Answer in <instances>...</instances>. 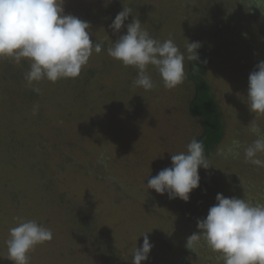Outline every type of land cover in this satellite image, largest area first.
<instances>
[{"label": "rangeland", "instance_id": "374dc122", "mask_svg": "<svg viewBox=\"0 0 264 264\" xmlns=\"http://www.w3.org/2000/svg\"><path fill=\"white\" fill-rule=\"evenodd\" d=\"M248 3L64 0V13L88 22L90 39L103 44L77 78L29 86L28 60L0 58V264H12L5 241L21 219L53 233L29 253V264H131V250L142 246L145 233L153 247L144 264H223L203 241L193 252L185 245L217 194L264 204V167L243 154L257 138L247 127L255 119L246 100L248 77L264 61V3L255 15ZM123 7L131 16L114 33L109 25ZM133 18L152 38H171L182 52L187 40L201 43L211 63L205 78L224 123L217 149L233 140L242 145L237 158L215 150L207 159L211 167L198 170L199 187L188 202L146 184L202 133L201 121L189 113V61L183 83L171 90L151 65L154 87H135L137 69L107 54ZM256 123L264 133V115Z\"/></svg>", "mask_w": 264, "mask_h": 264}, {"label": "clouds", "instance_id": "9594fccd", "mask_svg": "<svg viewBox=\"0 0 264 264\" xmlns=\"http://www.w3.org/2000/svg\"><path fill=\"white\" fill-rule=\"evenodd\" d=\"M64 0H0V58H11L19 64L28 60L29 71L25 80L31 86L42 80L55 83L62 78H77L93 52L99 54L103 44L90 39V24L64 13ZM131 16V9L123 7L109 27L119 33ZM187 40V39H186ZM201 43L189 42L182 52L169 38L163 42L152 38L139 19L127 25L126 34L119 36L107 49L109 57L133 66L138 74L135 87L151 90L154 87L150 75L151 65L159 74L163 86L173 89L186 78L184 62H198ZM39 92L40 89H34ZM247 105L255 119L247 126L257 138L243 147L245 161L264 167V133L256 118L264 115V61L256 66L248 77ZM242 145L233 140L226 149H217V155L239 157ZM171 167L148 178L147 188L157 194H168L169 199L184 202L199 187L198 170L211 166L204 155L203 141L193 138L187 151L171 155ZM216 203L204 219L197 221L198 232L186 239V248L193 250L201 241L219 253L223 264H264V204L253 205L244 198H226L216 195ZM141 247L131 250V264H144L153 245L147 233ZM53 233L35 220H19L9 229L7 259L12 264H29V253L38 245L50 242Z\"/></svg>", "mask_w": 264, "mask_h": 264}, {"label": "trees", "instance_id": "16d2710c", "mask_svg": "<svg viewBox=\"0 0 264 264\" xmlns=\"http://www.w3.org/2000/svg\"><path fill=\"white\" fill-rule=\"evenodd\" d=\"M260 3H264V0H256V2L250 0L248 7L255 8L249 13L255 15L256 6ZM262 8L264 10V6ZM198 55L200 60L198 62L189 61L188 65V81L194 86V96L189 105V113L193 118L201 121L202 133L197 140L203 141L204 155L209 159L223 143L224 123L211 85L205 78L211 64L210 59L203 51L198 50Z\"/></svg>", "mask_w": 264, "mask_h": 264}]
</instances>
